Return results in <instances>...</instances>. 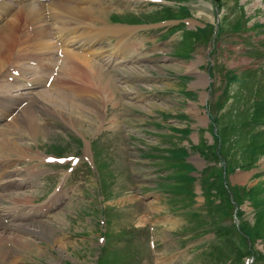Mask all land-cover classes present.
Segmentation results:
<instances>
[{
	"label": "rangeland",
	"instance_id": "1",
	"mask_svg": "<svg viewBox=\"0 0 264 264\" xmlns=\"http://www.w3.org/2000/svg\"><path fill=\"white\" fill-rule=\"evenodd\" d=\"M89 3L102 12L93 14L96 27L106 21L139 32L128 43L117 34L110 46L103 34L85 45L91 62L103 54L115 61L109 69L93 62L103 80L113 78L111 100L90 71L78 67L71 77L61 69L50 86L32 90L35 130L22 114L15 121L20 109L3 119L0 128L18 147L6 157L12 162L0 164L7 206L0 218L9 223L0 230L9 238L0 257H20L18 264H264V0L82 6ZM74 24L82 45L89 28ZM131 48L144 57H122ZM6 95L0 92V113ZM22 157L45 162L25 165ZM12 197L37 219H5ZM33 202L46 212L37 214ZM18 239L30 247L17 250Z\"/></svg>",
	"mask_w": 264,
	"mask_h": 264
},
{
	"label": "bare ground",
	"instance_id": "2",
	"mask_svg": "<svg viewBox=\"0 0 264 264\" xmlns=\"http://www.w3.org/2000/svg\"><path fill=\"white\" fill-rule=\"evenodd\" d=\"M66 1L68 2V4H65ZM86 1L90 2L95 0H46V1L0 0V92H4V94H7L6 98L2 100V103L6 102V105H8L4 113H0V116H2L5 113L9 114L12 110H14V108L18 107L20 102L26 100L25 105L24 106L22 105L19 108L20 110L18 111L15 117V121L19 119L18 116L22 114L24 119L23 121L26 123V125L30 126L31 128L30 131L35 130L36 126L34 124V113L36 109V103H35L36 100L34 97L35 94L33 95L32 90H30L29 88L32 85H37L38 83H42V84L44 83L45 85H48L46 84L47 80H49L47 78L50 76L49 74L55 72V71L52 72L54 67L57 68V71L54 75L56 76L59 75L60 70L62 69L65 72V75L71 77L77 76L76 68L83 67L85 71H90L89 77L92 80H96L97 82L99 81V84L103 88L104 92L107 93L108 97L110 96L109 97L110 100L112 99V96L108 93L109 91L108 88L110 89L112 87V90L114 89L112 86L113 84H111L112 83L111 79L113 78H110L107 75L108 73H106L108 80L102 79L103 76L102 77L100 76L101 70L100 71L99 69L97 70L96 67V64L99 61H96L97 63L95 64L93 63L94 61L91 62L90 59H88L89 57L91 58V54H90L91 52L89 53L87 51V47H85V45L88 43L89 46L88 45L87 46L90 47L96 44L94 42L90 45V43L94 39H97V37H94V35L102 36L103 34L105 35L110 33L113 35L119 34L121 36H124L125 33H129V32L132 33L134 31L126 30V28H122L119 26L117 27L114 24L111 23L109 24L106 21L101 20L102 21L101 23L104 24H100L99 28L93 29L94 30L93 36L88 34V31L90 29L85 30V33L83 32V34L86 35V39H85L86 43L84 40L82 41L81 39L80 40L83 42L82 45L81 43L76 42L75 38L77 36L76 34L77 27H73V25L72 26L70 25L69 30L67 31V29H65L66 27H68L66 26V24L69 22L70 23L73 22L75 23L74 25L78 24L81 26L83 25L93 28L96 27L95 24L99 23V20L97 18L98 16L94 17L93 14L96 12L102 13L101 9H99V7L96 8L95 5H93L92 3H89V7L82 6L84 3H86ZM98 3L99 2L96 1V4ZM66 17L68 18V20ZM58 18L62 19L61 20L62 23L58 22L60 24L57 23L54 25L53 23ZM52 24L54 25V27ZM29 28H31L30 31ZM84 28L87 29L86 27ZM52 31L55 32L52 33ZM80 32L81 31L79 30V33ZM66 33L68 37H65ZM53 38H57V40L59 41L58 45L59 47L62 46V49H59L58 45L56 44V41H54ZM101 38L102 37H100V40ZM135 51L136 50L134 48H131L130 53L128 54H135ZM57 52L60 54L61 57H64L63 61L58 60V56H56ZM24 55H26V57H24ZM103 55L97 57L95 56L94 58L100 60L102 65L105 64L107 66L114 65L115 61L110 64L111 61L110 56L112 55L110 54H108V56L105 55L103 56ZM103 57H107V58H103ZM132 57L133 56H128L129 59H131ZM27 58H29L27 61L28 67H25L24 65L22 69L19 68L21 63L20 61ZM135 59L139 60L141 58H135ZM29 61L38 63V65H36L37 67H34L36 69H34L31 66V64H29ZM57 61H62V62L57 65ZM12 65H16V68H14L11 72H9V70L11 69L10 66ZM46 66H48V68ZM5 70L8 72L5 73ZM26 75H30V76L29 77L27 76L28 77L27 78ZM103 75H105V73ZM30 83H32V85ZM19 89H26V91H23L24 93L22 92L19 93ZM11 90L15 92V94L11 93L12 92ZM78 92L80 93L82 91H78ZM42 94L44 97L46 93L44 92L41 93V95ZM110 126L115 127L114 124L113 125L111 124ZM6 131L7 130H3L2 127L0 128V155H1L0 164H3V162L5 161L12 162L13 160L7 159L6 157L11 156L9 155V152L13 151L14 148L18 147L13 141L10 140V138H8V136L6 135ZM5 170L6 168H0V171H5ZM0 182H1V177H0ZM2 187H4V185ZM12 201H13V205H10L9 213L7 212L6 214H8V216L11 219L15 218L14 216H16L17 218H19V220L22 221H26L25 219L29 220L32 214L29 215V213H27L25 208L22 209L20 204L18 205L19 202L16 199H13V197L11 199V202ZM2 216L4 217V215H1V217ZM3 220L0 218V230L2 229V227L7 228L9 226V223L5 225ZM14 234L15 235L13 237L14 240L16 241V237L18 236V234L16 233ZM3 239L8 241L9 238L6 239V237H4L2 232V234L0 235V256L6 253V250H4L5 246L3 245ZM18 240H19L18 242H20L19 245L21 246H17L16 247L17 250H19L22 247L26 248L27 246H29V241H27V239L24 240L18 239ZM7 255L9 254L7 253ZM19 258L20 257L5 259V257L4 258L0 257V264H18Z\"/></svg>",
	"mask_w": 264,
	"mask_h": 264
}]
</instances>
